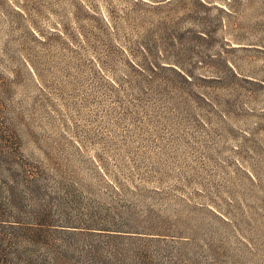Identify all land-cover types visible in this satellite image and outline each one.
Segmentation results:
<instances>
[{
  "label": "rangeland",
  "instance_id": "rangeland-1",
  "mask_svg": "<svg viewBox=\"0 0 264 264\" xmlns=\"http://www.w3.org/2000/svg\"><path fill=\"white\" fill-rule=\"evenodd\" d=\"M0 129L36 264H264V0H0Z\"/></svg>",
  "mask_w": 264,
  "mask_h": 264
},
{
  "label": "trees",
  "instance_id": "trees-1",
  "mask_svg": "<svg viewBox=\"0 0 264 264\" xmlns=\"http://www.w3.org/2000/svg\"><path fill=\"white\" fill-rule=\"evenodd\" d=\"M12 136L10 131L0 129V264H36L31 247L36 244L39 227L20 217L17 191L20 178L25 175L30 182V177L26 170L16 173L13 169L18 152Z\"/></svg>",
  "mask_w": 264,
  "mask_h": 264
}]
</instances>
